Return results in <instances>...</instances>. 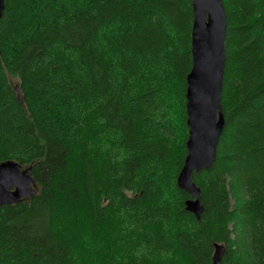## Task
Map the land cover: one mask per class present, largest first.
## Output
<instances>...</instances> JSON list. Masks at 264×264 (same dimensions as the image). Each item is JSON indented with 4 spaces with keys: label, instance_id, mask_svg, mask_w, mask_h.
I'll return each instance as SVG.
<instances>
[{
    "label": "trees",
    "instance_id": "trees-1",
    "mask_svg": "<svg viewBox=\"0 0 264 264\" xmlns=\"http://www.w3.org/2000/svg\"><path fill=\"white\" fill-rule=\"evenodd\" d=\"M227 15L217 158L187 155L192 0H5L0 163L37 182L0 206V264H264V0ZM19 87L23 103L19 101Z\"/></svg>",
    "mask_w": 264,
    "mask_h": 264
},
{
    "label": "water",
    "instance_id": "water-1",
    "mask_svg": "<svg viewBox=\"0 0 264 264\" xmlns=\"http://www.w3.org/2000/svg\"><path fill=\"white\" fill-rule=\"evenodd\" d=\"M194 20L192 26V67L187 75L186 109L189 137L187 155L178 176L179 188L193 198L189 208L198 220L204 206L201 189L193 180L194 173L214 164L226 118L222 106V90L226 64L227 15L223 0H192ZM5 0H0V20ZM18 98L23 103L19 87ZM37 182L29 169L14 160L0 163V206L29 199ZM214 264H219L225 245L214 243Z\"/></svg>",
    "mask_w": 264,
    "mask_h": 264
}]
</instances>
